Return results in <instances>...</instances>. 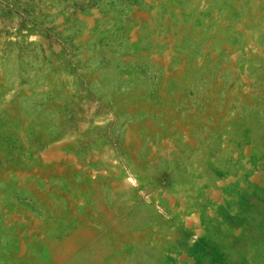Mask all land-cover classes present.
Masks as SVG:
<instances>
[{
    "label": "rangeland",
    "instance_id": "rangeland-1",
    "mask_svg": "<svg viewBox=\"0 0 264 264\" xmlns=\"http://www.w3.org/2000/svg\"><path fill=\"white\" fill-rule=\"evenodd\" d=\"M0 264H264V0H0Z\"/></svg>",
    "mask_w": 264,
    "mask_h": 264
}]
</instances>
